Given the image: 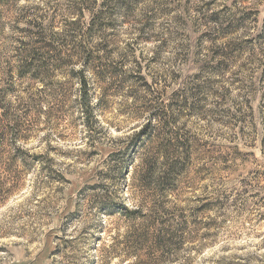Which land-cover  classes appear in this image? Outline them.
<instances>
[{
  "label": "rangeland",
  "instance_id": "1",
  "mask_svg": "<svg viewBox=\"0 0 264 264\" xmlns=\"http://www.w3.org/2000/svg\"><path fill=\"white\" fill-rule=\"evenodd\" d=\"M2 129L0 264H158L146 173L159 264H264V0H3Z\"/></svg>",
  "mask_w": 264,
  "mask_h": 264
},
{
  "label": "trees",
  "instance_id": "2",
  "mask_svg": "<svg viewBox=\"0 0 264 264\" xmlns=\"http://www.w3.org/2000/svg\"><path fill=\"white\" fill-rule=\"evenodd\" d=\"M3 0H0V2ZM24 65H22L23 67ZM82 90L84 92V97L87 94V85L86 81L83 80L82 84ZM83 99V98H82ZM85 99V98H84ZM7 130H1L0 131V143L1 140L4 139L5 134H7ZM16 133V132H15ZM11 140H16L17 138L15 136L14 138V131L11 130L10 133ZM21 152V150L18 148H9L8 150L5 147H2L0 144V157H3L6 155V157L14 164L20 155L18 152ZM25 156H27L25 154ZM33 159H36L35 157H32ZM164 170L167 169V172L169 173L171 170H174L176 168L174 159L167 161V164H165ZM10 172H13V170H9ZM166 172V173H167ZM16 173V172H15ZM167 173V174H168ZM149 174L151 173H146L144 175V178H141L139 180V183H142L145 187H149L150 190L154 191L155 193L153 194L154 199H153V204H152V209H150V213L147 214H142L144 218L147 220L149 218L148 222H150L148 225V229L144 232H141V234L134 240V244L136 245H147L150 246V250L152 252H159L160 257L159 260H156V263H168L172 260L169 258V255H172L174 252L177 251V245H182L186 241V236L188 235L187 229L188 227L186 226L187 220L185 218L178 220V218L174 219L172 216L168 217L167 214L169 213V208H166L165 202H168V200L165 199L164 192H166V188H164V184L161 180H155L150 182V180H154L153 176L149 177ZM8 191V190H7ZM160 192L161 195L159 196L157 193ZM136 213H139V210H132L128 211L126 210V216L128 218H136ZM161 213H165L163 219L156 220V215H159ZM169 215V214H168ZM138 243V244H137ZM137 259V258H136ZM143 260L141 263L140 261L135 260L132 264H152L151 261Z\"/></svg>",
  "mask_w": 264,
  "mask_h": 264
}]
</instances>
